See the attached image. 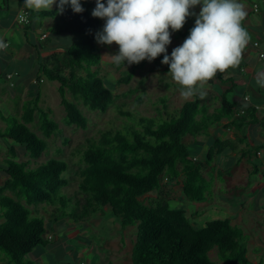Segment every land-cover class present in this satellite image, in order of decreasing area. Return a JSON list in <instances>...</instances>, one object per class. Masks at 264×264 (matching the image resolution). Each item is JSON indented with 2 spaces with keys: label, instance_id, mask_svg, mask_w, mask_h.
Masks as SVG:
<instances>
[{
  "label": "trees",
  "instance_id": "16d2710c",
  "mask_svg": "<svg viewBox=\"0 0 264 264\" xmlns=\"http://www.w3.org/2000/svg\"><path fill=\"white\" fill-rule=\"evenodd\" d=\"M94 2L81 0L82 13H75L70 4L64 6L63 12L59 11V5L53 10L27 11L30 13L29 22L22 25L29 30L30 17H51L55 22L49 32L71 37L64 52L49 57L50 67L38 59L35 83L38 85L45 79L57 82L66 123L81 129L86 128V119L77 105L65 98V91L89 109L100 112H104L114 98L113 90L106 86L98 73L89 71L101 61L97 34L102 30V23L90 11ZM190 13L182 29L177 31L180 37L187 38L195 26V13ZM172 51L167 54L169 57ZM164 55L152 61L162 63ZM60 65L69 69L68 75H64ZM143 65L144 61L135 64L117 82L129 83L135 71ZM75 70L86 71V74L84 77L77 75ZM164 71L169 72V65H164ZM7 75L10 74H5L4 78L8 82L17 76L11 73L9 81ZM214 78L223 82V73L218 72ZM38 95L30 101V107L21 117H2L6 128L0 132V138L15 144L9 149L10 159L4 162L2 171L7 179L0 187V219L3 220L0 224V252L4 255L0 256L6 260L4 264H35L26 256L35 247L48 245L46 228L50 224L71 215L85 219L97 209L105 214V206L110 207L107 217L112 216L119 222V232L136 227L129 251L131 264H216L208 255L215 247L217 258L224 264H251L245 256L243 235L231 226L229 220L213 219L198 227L186 217L185 209L172 208L162 194H166L163 189L178 182L187 202H204L208 190L201 175L204 166L196 159L197 153L190 152L186 138L196 137L210 124L236 111L239 115L246 113L244 119L250 116L248 122H255L257 109L253 104L234 103L223 98L219 113L213 116L202 108L201 99L193 96L176 114H167V118L157 124L153 120L141 119V130L131 128L124 134H104L98 141L89 143L86 149L77 152L80 164L78 190L88 195L84 207L77 211L68 208L71 199L61 193V189L68 185L62 176L68 169L67 163L54 158L45 163L38 161L46 143L27 127L34 120L35 111L39 129L46 138L58 131L57 124L48 118L51 110L44 111L38 106ZM140 101L141 98L137 100ZM143 121H146L144 125ZM219 147L222 150L223 144L220 143ZM21 153L26 160H18ZM213 155L214 149L207 158L211 159ZM151 193L157 198L150 199ZM39 204L51 207L48 222L30 208ZM90 240L87 242L92 243Z\"/></svg>",
  "mask_w": 264,
  "mask_h": 264
},
{
  "label": "crops",
  "instance_id": "0c3cea01",
  "mask_svg": "<svg viewBox=\"0 0 264 264\" xmlns=\"http://www.w3.org/2000/svg\"><path fill=\"white\" fill-rule=\"evenodd\" d=\"M237 2L243 4L247 12L242 26L247 31L251 30L250 32L255 34L256 37L249 40L248 45L243 51L240 64L236 68H229L223 72V82L217 78H213L211 82H207V89H204L206 101L203 102L200 96L198 98L201 99L202 108L207 110L208 115L214 114L213 116L219 113L218 109L223 98L230 102L243 103L244 97H247L248 104L257 105L261 109H258L256 112L255 122H248L250 116L244 119L243 116L246 113L239 115L238 111H236L229 117H223L219 121L210 124L196 137L192 138L188 136L186 138L190 152H196V159L204 166L201 175L208 186L207 199L202 203L189 202V206L198 212L213 208L223 209L226 212L232 211L228 212V217L218 219L229 220L233 227L239 226L244 229L248 226L249 232L245 234L246 240H244L246 247L245 256L251 264H264V86L257 84V73L264 71V58H259V50L254 49L252 46L256 41L260 43V49L264 46V0H237ZM24 4L25 0H0V43L7 42L9 44L4 50L0 49V111L2 109L6 113L2 114L0 112V132H3L6 128V122L2 120V117L11 116L8 113L9 110H5L3 107L5 102L13 98H17L18 101L22 100L23 102L18 107V114L15 115L18 118L21 117L24 113L25 101L30 102L38 94L39 98L41 96L40 89L35 83L38 76L39 60H42L45 65L50 67L51 63H47L45 60L48 59L47 61H49V57L58 52L56 48L62 46L67 48L71 42V37L64 34L61 36L68 37V40L50 42V45L45 44L43 46L41 42L44 43L48 39L49 30L53 27L54 20L51 17H30L32 24L28 30L25 26L17 23V14L24 10L32 11L33 13L46 10L27 9L24 7ZM58 5L59 0L53 4L52 8H57ZM254 5H258L257 12L253 11ZM201 7V5H197L193 9H190V12L195 13V20L201 11ZM170 32L172 38L178 36L176 34L177 31L175 33L170 29ZM42 35H45V38H42ZM14 39H18L19 45H21L20 48L23 50L22 52H17L20 54L18 58H14L11 55L13 53L12 50L15 51V48L18 47L15 46ZM63 41L65 43H62ZM100 53L102 61L103 52L101 49ZM28 58L30 61H28ZM35 61L38 63V67ZM8 73H14L17 76H14L13 80L8 82L4 78V75ZM45 80H43V83ZM218 86L220 87V89L218 88L219 92L217 91ZM209 87H212V90ZM253 89L256 92L253 96H250L249 90ZM21 96H23V99ZM206 102L207 104H205ZM28 107L30 106L28 105ZM220 143L223 144L222 150L219 149ZM13 145L14 143L12 144L10 140L0 138V187L3 186L7 179V175L2 169L4 168L5 160L10 159L8 153ZM251 147H253V150ZM212 149H214L213 157L211 159L207 158L208 153ZM20 156H22L21 159ZM20 156L18 158L19 161L27 159L22 153ZM221 157L224 159V164L229 160H234L235 162L231 167L221 170L220 167L217 168L218 160ZM173 183L180 185L178 182ZM217 195L218 197L213 199V196ZM260 203L262 207L258 210V213H261L260 216L258 215L260 220L258 225L259 231H255L253 226L257 221L252 218V215L253 217L256 216L255 212H257V208L254 210V206L258 207ZM37 207L38 205L35 207L31 206L30 208L33 210V208ZM198 208L202 209L199 210ZM45 210H43V215H46L45 221L47 222L51 210L47 213ZM103 211L106 213L100 212L99 217L113 219L112 216L107 217L109 216L108 211H110V207L105 206ZM33 213H37V210L35 209ZM241 228L237 229L241 232ZM69 231H64L65 235H73L76 238V234H74L76 230L71 227ZM242 232L241 234L244 237V232ZM48 234L51 233L48 232ZM120 241L121 245L125 244L123 233L120 235ZM109 244V242L103 243V245H107L105 248L110 247ZM38 248L44 247H35V250ZM253 249H261V251L258 252ZM211 251H216L217 253V249L213 248ZM75 258H78V256ZM99 258H102V255L97 254L95 250L91 249L89 263L97 262ZM36 263L41 264L39 260ZM107 264L110 263L107 262Z\"/></svg>",
  "mask_w": 264,
  "mask_h": 264
},
{
  "label": "rangeland",
  "instance_id": "374dc122",
  "mask_svg": "<svg viewBox=\"0 0 264 264\" xmlns=\"http://www.w3.org/2000/svg\"><path fill=\"white\" fill-rule=\"evenodd\" d=\"M103 2L106 6L107 0H104ZM95 8L96 2L92 4L90 11L93 12ZM53 9L55 8H51V10ZM100 20L103 30L105 20ZM53 22H55V19ZM250 31L251 30L247 31L249 38L251 39L256 37V35ZM66 39L68 40V37H58L50 33L46 42H41V44H43V46L45 44L50 45V42L62 40L66 41ZM184 41L185 38H180L178 36H175V38L171 37V43L167 46L166 54L176 47L182 46ZM13 42L15 46L18 47L15 48V51L12 50L13 53L11 55L14 58H18L20 57V54L17 52H22L23 50L20 48L21 45H19L18 39H14ZM62 43L65 42L63 41ZM99 46L103 52L102 61H100L99 66L93 67L92 69H89V71L92 70L97 72L98 76L106 83V86L113 90V102L108 105L107 109L104 112H100L99 110L93 111L84 106L81 100H76L69 92L65 91V98L77 105V108L80 110L87 122L85 129L77 128L74 125H68L65 121L64 108L60 104V96L57 88L58 83L45 80L44 83L42 82L38 84V88L40 89L39 92L41 94L38 106L44 111H47L48 109L51 110L48 118L57 124L58 131L55 132V135L46 138L39 129L37 111H35L34 120L27 124L30 131L42 138L46 143V149L38 159L39 163H45L47 160L52 158L59 159L67 163L68 169L62 174V176L67 180L68 185L61 189V193L71 199V205L69 204L68 208H76L77 211L84 207L86 198L88 197L87 194L81 193L78 190V170L80 169V164L78 162L79 156H77V152L86 149L89 143L98 141V139L104 134H124L131 128L141 130V119L153 120L157 124L158 122H161V119L167 118V114H176V111L181 107V105L187 101L180 96L179 89L181 86L172 80V77L171 75H168V72H164V64L161 62L144 60L143 67L135 71V74L132 76L129 83H118L117 80L123 77L126 73H129L135 64L128 65L125 62L121 63L122 65H120V67L113 63L109 56L118 54L119 46L116 44H112L111 46L99 44ZM56 49L58 51L57 53H62L66 48L62 46ZM47 60L48 59L45 61L49 63L50 61ZM28 61H30L29 58ZM36 66L38 67L37 62ZM60 67L63 66L60 65ZM61 70L64 75L69 74V69L67 67H63ZM75 74L84 77L86 71L75 70ZM206 84L203 88L204 93V89H207ZM209 88L212 90V87ZM218 88L220 89V87H217V91ZM255 92V89L249 90V95L253 96ZM197 96L200 95L197 94ZM21 98L23 99V96H21ZM140 98L141 101L138 103L137 100ZM200 98L203 102H205L206 93L205 95L200 96ZM22 102V100L18 101L17 98L9 99L5 102L3 107L5 110H9V115L15 116L18 114V107ZM29 103L30 102L25 101V109L28 108ZM205 104H207V102ZM0 112L2 114H6L2 109ZM143 122L144 125L146 121ZM251 149L253 150V147H251ZM21 157L22 156H20V159ZM234 162V160H229L226 164H224V159L221 157V159L218 160L217 168L220 167L221 170L229 168L234 164ZM163 191L167 195L162 194V197L169 200V205L172 208L185 209L186 217L193 221L198 227H201L205 221L228 217V212H232H226L223 209L217 208L207 209L203 212L194 211L193 208H190V203L187 202L183 196L181 197L182 192L180 185L176 183H171L166 189H163ZM216 197H218V195L213 196V199ZM149 198L156 199L157 197L155 193H151L149 194ZM261 207V203L258 207L254 206V210L257 208V212H255L256 216L253 217L252 215V218L257 221V225L254 223L253 226L255 231H259L258 225L260 220L258 215L260 216L261 213H258V210ZM33 209L37 210L38 216L42 215L41 217L46 219V215H43V210L46 209L45 211L47 213L51 210V207L39 204L37 208ZM99 215L100 212L97 209L96 212L89 214L85 219L80 220L78 219V216L71 215V217H66L65 219L50 224V226L46 228V232L51 233L53 240L49 241L48 245L44 248H38L36 250L34 248L29 255L26 256V258L33 261L35 264H39L36 263L37 260H39L41 264H70L73 260V262L80 260L86 263L88 262V264H107V262L110 264H131L129 260V251L131 248V241L134 239L136 233V227L128 228L123 233L125 244L121 245L120 235L122 232H117L119 230V222L115 218H113L115 220L114 221L111 218L107 219L99 217ZM2 222L3 220L0 219V224ZM71 227L76 230L74 233L76 234V238L73 235H65L64 231L70 232L69 229ZM236 228L240 229L241 227L237 226ZM241 229L244 232L243 238L246 240L245 234L249 232V227L246 226V228ZM87 239L88 241L91 239L90 242L92 243L86 242ZM108 242L110 243V247L105 248L107 245H103V243L106 244ZM91 249L95 250L97 254L102 255V258H99L97 262L89 263ZM253 250H257L258 252L261 251V249ZM216 254V251H210L208 255L209 258L216 264H224L217 258ZM0 255L3 254L0 252ZM77 256L78 258H75ZM2 258L3 257L0 256V264H4L6 261Z\"/></svg>",
  "mask_w": 264,
  "mask_h": 264
},
{
  "label": "clouds",
  "instance_id": "9594fccd",
  "mask_svg": "<svg viewBox=\"0 0 264 264\" xmlns=\"http://www.w3.org/2000/svg\"><path fill=\"white\" fill-rule=\"evenodd\" d=\"M56 2L25 0L24 7L51 10ZM68 4L75 13L84 11L81 0H59V11L63 12ZM197 5L202 7L194 28L169 57L166 52L171 43L170 29H182L190 9ZM92 16L105 20L97 42L119 46L118 54L109 55L113 63L139 64L165 54L162 64L169 65L168 75L181 86L179 92L184 100L205 95V84L218 72L236 68L250 39L242 26L247 12L237 0H107L106 6L103 0H96ZM257 84L264 86V71L257 73ZM48 237V241L53 238L51 234ZM79 262L86 264L80 260L70 264Z\"/></svg>",
  "mask_w": 264,
  "mask_h": 264
},
{
  "label": "built area",
  "instance_id": "2783aa9c",
  "mask_svg": "<svg viewBox=\"0 0 264 264\" xmlns=\"http://www.w3.org/2000/svg\"><path fill=\"white\" fill-rule=\"evenodd\" d=\"M253 11L254 12H257L258 11V6L257 5H254L253 6ZM16 21H17V23L18 24H20V25H27L28 24V22H29V18H28V12L27 11H21L20 13H18L17 14V16H16ZM42 38H45V35H42L41 36ZM3 47H0L1 49H5L7 46H8V43L7 42H5V43H3ZM252 46H253V48L254 49H257V50H259L258 51V57L259 58H261V59H263L264 58V46L260 49V43L259 42H254L253 44H252ZM11 77H12V75L10 74V75H7V79L9 80V81H11ZM40 82H42V81H40ZM12 84V83H11ZM244 102H248V98L247 97H244ZM254 108L255 109H261L259 106H257V105H254ZM258 154V153H257ZM49 239L51 238L50 236L48 237ZM75 264H84V263H82V262H79V263H75Z\"/></svg>",
  "mask_w": 264,
  "mask_h": 264
}]
</instances>
